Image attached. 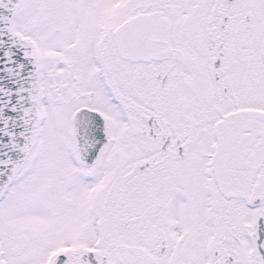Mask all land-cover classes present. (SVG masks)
I'll return each mask as SVG.
<instances>
[{"label": "snow or ice", "instance_id": "obj_1", "mask_svg": "<svg viewBox=\"0 0 264 264\" xmlns=\"http://www.w3.org/2000/svg\"><path fill=\"white\" fill-rule=\"evenodd\" d=\"M0 264H264V0H0Z\"/></svg>", "mask_w": 264, "mask_h": 264}]
</instances>
